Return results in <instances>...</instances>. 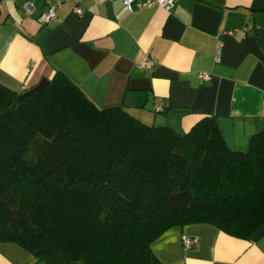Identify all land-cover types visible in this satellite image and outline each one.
I'll return each mask as SVG.
<instances>
[{
  "label": "trees",
  "instance_id": "trees-1",
  "mask_svg": "<svg viewBox=\"0 0 264 264\" xmlns=\"http://www.w3.org/2000/svg\"><path fill=\"white\" fill-rule=\"evenodd\" d=\"M24 91L0 83V241L44 264H161L151 244L171 226L248 238L264 222V129L235 150L214 114L146 123L59 68Z\"/></svg>",
  "mask_w": 264,
  "mask_h": 264
},
{
  "label": "crops",
  "instance_id": "crops-1",
  "mask_svg": "<svg viewBox=\"0 0 264 264\" xmlns=\"http://www.w3.org/2000/svg\"><path fill=\"white\" fill-rule=\"evenodd\" d=\"M24 1L0 0V83L7 87L26 90L59 68L97 106L121 105L146 123L184 132L214 114L235 150L246 151L264 129V0H174L169 9L59 0L46 23L38 20L45 0H32L31 12ZM145 54L157 59L152 67L138 65ZM183 234L192 245H183ZM151 248L161 264H264V222L248 238L209 222L174 225ZM0 264L44 262L0 241Z\"/></svg>",
  "mask_w": 264,
  "mask_h": 264
},
{
  "label": "built area",
  "instance_id": "built-area-1",
  "mask_svg": "<svg viewBox=\"0 0 264 264\" xmlns=\"http://www.w3.org/2000/svg\"><path fill=\"white\" fill-rule=\"evenodd\" d=\"M45 2L47 3V7L38 14V20L41 23H46L55 16V6L60 3L59 0H57L56 2L55 1L53 2L51 0H45ZM122 3L128 9L132 8L133 6L137 8H141L143 6L151 5V4H158L166 9H169L173 5L174 0H122ZM23 6L26 12H31L33 8L32 0H25ZM75 10L78 13L81 12V9L78 7H76ZM247 26L250 27V25ZM218 52H219V47H218ZM215 59L216 60L218 59V54H216ZM156 62L157 59L154 56L145 54L138 61V65L140 67H152ZM202 76L206 78L208 77V74L202 73ZM155 108L159 109L160 106L156 105ZM193 242H194L193 237L186 234L182 235V243L184 246H190L193 244Z\"/></svg>",
  "mask_w": 264,
  "mask_h": 264
},
{
  "label": "water",
  "instance_id": "water-1",
  "mask_svg": "<svg viewBox=\"0 0 264 264\" xmlns=\"http://www.w3.org/2000/svg\"><path fill=\"white\" fill-rule=\"evenodd\" d=\"M49 83V79L47 78H42L37 84L33 85L32 87L26 89L24 92H22L20 95H19V99L23 98L24 96L36 91V90H39L40 88L46 86L47 84Z\"/></svg>",
  "mask_w": 264,
  "mask_h": 264
}]
</instances>
